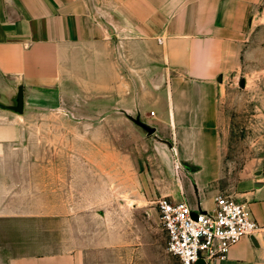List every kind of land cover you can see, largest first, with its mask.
<instances>
[{
    "label": "crops",
    "instance_id": "0c3cea01",
    "mask_svg": "<svg viewBox=\"0 0 264 264\" xmlns=\"http://www.w3.org/2000/svg\"><path fill=\"white\" fill-rule=\"evenodd\" d=\"M262 1L0 0V98L6 99L0 102L10 104L19 86L24 107L36 104V94L46 89L55 97L65 91L71 99L87 94L90 75L102 74L106 64H116L122 48H132L145 60L142 82L149 91L137 103V117L172 143L170 148L147 134L187 168L178 177L180 188L175 184L162 197L187 201L194 211H211L218 195L245 204L262 228L258 246L244 238L225 258L207 264H264V155L256 177L236 192L216 186L222 177L218 79L238 68L242 36ZM105 22L114 26V34ZM34 116L0 109V264H155L147 257L157 250L147 241L153 240L154 226L137 222L139 212L129 217L126 234L90 232L83 215L74 217L72 205L56 194L44 202L41 185L35 184L40 178L24 172L35 163L8 160L24 149L25 123ZM63 168L76 166L69 162ZM153 216L160 222L158 214ZM105 249L112 260L99 253ZM122 249L128 257H121ZM168 254L167 244L161 245L157 263L167 264L162 255Z\"/></svg>",
    "mask_w": 264,
    "mask_h": 264
},
{
    "label": "rangeland",
    "instance_id": "374dc122",
    "mask_svg": "<svg viewBox=\"0 0 264 264\" xmlns=\"http://www.w3.org/2000/svg\"><path fill=\"white\" fill-rule=\"evenodd\" d=\"M130 49L122 48L116 64H106L102 74L90 75L87 94L74 99L65 91H58L56 97L47 89L36 94L37 103L24 107V113L35 115L25 123L24 149L8 160L35 163L24 172L40 178L35 184L41 185L44 202L56 194L58 200L72 205L74 217L83 215L90 232L111 235L115 229L126 234L129 217L139 212L137 222L145 219L154 226L153 240L147 241L157 250L147 257L159 264L160 246L166 247L168 239L153 216L159 215L156 203L163 190L175 184L180 188L178 177L187 168L172 149L149 137L129 118L137 117V103L149 92L142 82L145 60ZM240 53L238 68L226 75L216 95L222 174L216 186L232 193L256 177L264 155V0L251 12ZM69 162L76 168L64 169ZM139 252L142 259L144 253ZM99 253L105 259L114 258L106 249ZM120 253L128 257L124 249ZM162 258L167 264H179L170 254Z\"/></svg>",
    "mask_w": 264,
    "mask_h": 264
},
{
    "label": "built area",
    "instance_id": "2783aa9c",
    "mask_svg": "<svg viewBox=\"0 0 264 264\" xmlns=\"http://www.w3.org/2000/svg\"><path fill=\"white\" fill-rule=\"evenodd\" d=\"M160 223L167 234V251L179 264H205L225 258L244 238L257 236L262 228L245 204L218 195L211 211H194L187 201L162 197L156 203Z\"/></svg>",
    "mask_w": 264,
    "mask_h": 264
},
{
    "label": "water",
    "instance_id": "95a60500",
    "mask_svg": "<svg viewBox=\"0 0 264 264\" xmlns=\"http://www.w3.org/2000/svg\"><path fill=\"white\" fill-rule=\"evenodd\" d=\"M107 31L109 34H114L115 33V28L114 26L109 23V22H105L104 23ZM218 81L220 83L224 82L223 81V77L220 76ZM0 109L2 110H6V111H10L12 113L18 114V115H22L24 113V94H23V88L21 86L18 87L17 93L10 99V104H4L2 102H0ZM130 120L135 123L138 127H140L141 129H143L149 136H153L157 141H161L166 143L170 148H173L172 143H170L169 141H164L161 140L160 138H158L155 135V129L149 125H147L146 123L142 122L140 117H129ZM252 240V242L254 243L255 246H258V241L256 236H252L250 238ZM198 264H205L202 260H200L198 262Z\"/></svg>",
    "mask_w": 264,
    "mask_h": 264
}]
</instances>
